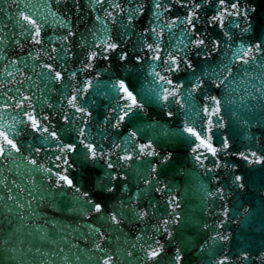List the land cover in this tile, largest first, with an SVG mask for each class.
Here are the masks:
<instances>
[{"label":"water","instance_id":"95a60500","mask_svg":"<svg viewBox=\"0 0 264 264\" xmlns=\"http://www.w3.org/2000/svg\"><path fill=\"white\" fill-rule=\"evenodd\" d=\"M114 2L116 0H105L103 4H97L96 0H60L59 3L57 0H13L9 3L0 0V38L5 41L0 45V128L8 131L20 147V152L12 153L14 160L9 157L0 165V181H3L0 184L3 198L0 199V264H102L101 258L108 254L113 256V264H157L145 256V249L157 241L163 245V264H170L177 248L183 257L182 264H220V261L264 264V164L242 158V154L250 152L264 158V99L260 98V92H264V75H261L264 68L233 60L241 43L264 39V0H241V4L256 9L250 13L253 27L248 33H241L243 24L234 27L229 23L234 17H226L223 27L212 21L213 16L220 14L215 0L199 8L196 13L199 21L191 32L190 25L186 27L181 23L170 29L164 27L172 20H186L191 15V0L188 7L175 0H161L162 7L155 11L151 9L153 0H118L119 10L111 7ZM139 3L144 4L143 12L137 14L126 29L121 21L126 23L128 11ZM106 11L113 13L115 23L106 18ZM21 12L31 15L40 24L42 43H34L33 36L21 27L24 22L18 23ZM121 12L124 14H118ZM97 16L104 20L103 24ZM149 21L161 33V61H152L146 47L153 43L155 34L149 33L141 39L142 33L148 31ZM69 31L74 35L64 41ZM126 31L130 33L127 36ZM225 31L232 40L224 35ZM196 32L201 33L199 38L204 39L207 48H197L190 43ZM106 36L119 39L132 63L120 62L116 53H112L109 60L87 59L93 45ZM213 41L219 44L218 48L211 47ZM141 45H144L143 50ZM170 52L181 59L187 54V63L191 65L180 63V71L167 73L174 83L183 85L182 92L195 89L196 82L203 84L192 94L195 107L191 108V116L195 124L188 126L197 131L208 130V120L216 118L202 112L209 103L207 98L222 101L223 127L211 128L208 135L217 149L225 139L230 147L215 156L201 149L206 155V158L201 157L203 165L194 158L193 148L199 143H193L194 138L162 136L159 128L148 127L159 124L170 132L184 127L188 104L184 108L178 104L162 107V102L153 100L145 104L138 118L126 120L119 128L112 127L111 121L104 122L106 117H115L118 103H127L119 90H112V84L119 80L131 81L137 93L150 97L148 90L155 85L149 75V64H162ZM137 56L145 57L146 62L137 64ZM46 64L61 71L64 80L50 79L53 73L44 67ZM225 65L232 71L231 83L226 81L217 88L207 75L213 69L222 72ZM244 68L248 69L247 75L241 72ZM88 81L92 82L91 87ZM80 88L85 89L82 97H78L80 104L91 113L83 117L87 121L84 127L90 139L112 154L113 161L121 155L129 133L136 129H141L137 132L140 144L152 142L155 151L162 155L172 152L173 159L159 165L157 172L152 173L162 191H155L153 184L145 183L141 174L148 171L146 161L159 162L156 156L144 155L136 160L134 155L130 161L121 159L124 166L117 171L118 178L111 181L112 192L102 188V184L110 183L107 173L113 171L106 168L104 161L90 166L87 172L79 163H74L63 173L80 187V193L57 181L55 176L49 181L44 173L31 171L34 166L28 160L36 159L45 168L61 173L62 169L55 165L62 164V160H55L60 153L54 139H46L47 133L35 132L29 124L21 122L27 121L23 112L30 111L42 124H51L49 131L54 129L63 143L77 142V129L82 120L76 117H81V113L76 112L68 100L78 95ZM23 96L32 97L31 109L19 107L18 101ZM225 100L232 102L225 104ZM168 111L173 112L172 118L166 115ZM127 148L130 153L135 152L133 144H128ZM80 150L86 151L78 144V152ZM64 155L70 161L78 159L77 154ZM236 176L242 180L236 182ZM56 184L62 186L56 187ZM83 192L88 196L75 199ZM9 195L13 199H8ZM172 195L178 207L168 203ZM87 199L101 204L104 211L90 210ZM173 209L180 217L177 224L170 220ZM143 211L149 214L137 217V212ZM112 213H118L119 224L109 219ZM166 219L169 223L164 225ZM164 227L171 232V238L168 232L158 230ZM95 229H99V233ZM218 233L225 234L227 239H213ZM97 242L101 243L103 251L96 250ZM128 252L132 255L128 256Z\"/></svg>","mask_w":264,"mask_h":264},{"label":"snow or ice","instance_id":"6c2138e0","mask_svg":"<svg viewBox=\"0 0 264 264\" xmlns=\"http://www.w3.org/2000/svg\"><path fill=\"white\" fill-rule=\"evenodd\" d=\"M9 3L13 2V0H8ZM59 3L60 0H57ZM105 0H96L97 4H103ZM209 0H200L199 3L196 2V0H191V15L188 16L186 20H172L170 24L164 25V27H168L169 29L172 26H175L177 23L185 24V26H191L189 28V31H195L196 23L199 21V16L196 14L199 10V8L205 4L208 3ZM175 3L181 4L183 7H188L190 0H175ZM215 3L219 6L218 10L220 14L218 16H213L212 21L219 24L221 27L224 25V20L226 17L231 16L234 17L232 21L229 23L233 25L234 27H240L241 24H243V28H241V33H248L251 31L253 24L252 20L249 19L250 13L255 12V8H251L248 6H245L241 4V0H231L229 3V0H215ZM111 7L113 9L119 10L121 9V5L116 0V2L111 4ZM162 7L161 0H153V3L151 5V9L155 11L156 9H159ZM144 4L139 3L135 6L134 9L128 11L127 13V22L121 21L122 24H124V27L128 29L134 22L135 17L137 14H140L143 12ZM164 10L167 11V6H164ZM118 14H124V13H118ZM54 15V14H53ZM157 16L160 15V13H156ZM106 18H111V21L113 23L116 22L115 17L113 16V13L110 11H106ZM96 19L100 21L102 24L104 23V20L101 19V17L97 16ZM255 19V17H253ZM23 21L24 23L21 24L22 28H25L30 35L33 36L34 43L40 44L42 43L41 39V26L37 22L36 19H34L31 15L25 14L21 12L18 16V23ZM149 27L148 31L142 33L141 39H143L144 36H147L149 33H154L155 35L152 37L153 43L147 44V51L150 52L152 55L150 59L152 61H161V56L159 53L162 51V49L159 47L160 43V36L161 33L157 32L156 27H153L152 21L148 22ZM30 26V28L28 27ZM64 26L67 27V22H64ZM2 31V30H0ZM105 32L107 30L105 29ZM130 33L126 31L125 35H129ZM74 35L71 31L68 32L67 35L63 37L64 41H67L69 36ZM224 35L228 37V40H232V36L229 35L228 31L224 32ZM201 36L200 32L195 33V38L190 41L191 44H195L197 48H201V46H204V48H207V45H205L204 39L199 38ZM3 38H0V45L4 44ZM241 43L239 48L237 49L236 56L233 58L234 61L239 62L242 65H250L255 66L258 68H264V39L259 40L256 43L247 44ZM189 45H184L185 48H187ZM230 46V45H227ZM211 47L213 49H216L219 47V44L215 41L211 42ZM99 48L100 51L97 52L95 49ZM144 49V45H141V50ZM116 53L118 60L120 62H126V63H132V60L129 56V53L125 51L123 48H121V43L119 42V39L112 40L110 38H106L103 40H100L95 45H93V50L90 52V55L87 57L88 60H96L97 57H100L104 60L111 59V54ZM198 55L200 53H197ZM136 63L143 65L146 62L145 57L137 56ZM180 63H184L187 67H191L190 64L187 63V54L184 55V57L181 59L178 55H173L171 52L167 54V57L162 61V64H149V68L151 71L149 72V75L152 77V83L155 85L154 88L149 89L148 91L151 93V96H147L146 93H137L135 91V85L132 84L131 81L125 82L124 80H119L116 83L112 84V90H119L120 93L123 94V99L127 101V103L124 104H117V108L114 109L116 111L115 117H106L105 123H108L111 121V126L115 128H119L121 123H124L126 120L131 121L134 117L138 118L140 116V113L144 111V106L146 103H151L153 100L156 102H162V107L165 105H179L180 108H184L185 104L189 105L188 110V119L186 121V124L182 128H178L174 132H170L166 127L159 124H150L148 127L150 128H159L160 134L162 136H172V137H183L185 139L188 138H194L193 143L195 141H198V144H195V147L193 148V152L195 153L194 158L196 160H199L201 165H203V160L201 157H205V152H202L201 149H205L207 152H210L213 156L217 154L218 151H227V149L230 147L228 141L225 139L222 143V147L220 149H217L214 147L211 143V137L208 135V131L211 130V128L216 127H223V117L221 115L223 108L221 106L222 101L219 98L216 97H208V105L205 106L202 109V112H207L211 117H215V120L209 119L208 125L209 129L204 130L203 128L200 131H197L195 127L188 126L189 124L194 125L195 121L192 119L191 116V108L195 107V105L192 104L191 97L192 94L196 91V89H199L203 86L202 82H196V88L195 89H185L183 92L181 89L183 88L182 84L174 83L172 79H170L167 75L169 72H176L180 71ZM88 67H91V64L87 65ZM45 68L48 69L49 72L53 73V75L50 77L52 80H59L63 81L64 76L61 74V71L57 70L56 68H53L51 65H44ZM159 69V70H158ZM241 72H243L245 75H247L248 69L244 68L241 69ZM161 73H164L163 75ZM232 71L231 69L225 65V68L222 72H217L215 69H213L212 73L207 75V79L211 81V83L215 84L217 88L221 87V85H224L226 81L230 84L231 81L229 80V77H231ZM264 75V74H261ZM259 78V77H257ZM20 83H23V81H20ZM88 86H92V82L88 81ZM171 86V87H169ZM253 88L256 89L257 92H260V89L256 87L255 84H253ZM247 90V89H245ZM85 89L80 88L78 89V95L72 96L68 103L75 109L76 112L81 113V117H76V119L82 120L81 127L77 129V142L65 144L61 141L60 137L56 135L55 130L49 131V128L52 127L51 124H42L41 120L37 119L35 115L32 114L30 111H24L23 115L27 117V121H21L22 123H27L30 125L33 131L39 132L41 134L47 133L46 139H54L56 141L58 151L60 155H57L55 157V160H62V164H56V168H61L62 172L57 173L54 172L52 168H45L43 164H38L36 159H30L28 160V163L32 164L34 167L31 171L33 172H42L45 174L44 178L51 181V178L53 176L56 177L57 181L63 182V185H67L69 188H73L75 192L80 193L81 189L76 184H74V181L72 178H69L68 175L63 174L66 173L69 168L73 167L74 163H79L81 167L84 168V170L90 171V166H95L96 163L99 161H104L106 164L107 169H112L113 171L110 173H107V175L110 178V183L103 185V190L107 192H112L114 189L112 187L111 181L116 180L117 177V171L123 167L120 163L121 159L124 161H130L133 160V156L135 155L136 160H139L141 156H156L159 157V162L156 161H146L148 166V171L146 173L141 172L142 175H144L145 183L147 184H153L155 191H162L159 186V180L156 177H152V173L157 172L159 165L166 164L169 160L173 159L172 152H168L166 155H162L160 152H156L153 148L152 142H148L145 144H140L137 140V132L141 129H136V131H131L129 133L128 138L125 141V147L121 150V155L117 156L116 160L113 161L111 159V153L106 151L103 148L102 144H98L94 142L92 139H90L89 131L84 127V124L87 123L86 120H83V117L90 116L91 113L87 111L86 106H82L80 104V99L78 97H82V94L84 93ZM235 91V89H233ZM140 97L138 99L137 97ZM260 98L264 99V92H260ZM32 97L30 96H23L19 101V107L21 109H31L33 105L31 104ZM27 101L29 103L25 104L24 102ZM231 100H225V104L231 103ZM166 115L169 118L173 117V112L168 111ZM44 120H47V117H43ZM66 119V117H65ZM11 127V126H6ZM83 137V139H81ZM78 144L83 145L84 150H80L78 152ZM133 144L135 147V152L130 153L128 151L127 145ZM119 147V146H116ZM13 151L20 152V147L15 143L14 139L10 137L9 132L3 130L0 128V165H4L5 162L8 160L9 157H12ZM36 151H39V149H36ZM66 153H73L77 154L78 159L75 161H70L67 155H64ZM242 158L246 161H249L251 163H258V164H264V158L261 156H258L256 152H250L249 154H242ZM14 160L15 158L12 157ZM211 171V169H209ZM50 174V175H48ZM151 177V178H149ZM236 182H239L242 180V177L236 176L234 178ZM3 181H0V184H2ZM56 187L62 186L61 184H56ZM239 187H243V184L238 183ZM167 187V186H165ZM23 191V189H21ZM32 191H35V188L32 189ZM208 195H211V193H207ZM88 193L83 192L81 193L80 197H75V199L79 200L82 197H87ZM0 199H3L0 197ZM8 199H13L11 195H9ZM19 204V202H17ZM168 203L170 205H174L175 207H178L179 204L175 199V196L172 195V198L168 200ZM86 204L90 205V210L95 211L97 213H101L104 211L101 204L96 203L95 201L91 199L86 200ZM22 207V205H20ZM11 208H8V211H11ZM135 211V209H133ZM149 213L148 211L143 212H137V217L143 218L144 216H147ZM109 219L119 224L120 220L118 219V213H112ZM171 223L177 224L180 222V217L175 214L174 209L173 213L170 215ZM169 223V220L166 219L163 221L164 225H167ZM222 226V225H221ZM206 227V225H205ZM164 232H168L169 238H171V232L168 230L167 227H164L162 229ZM37 231H41V229H37ZM97 233H99V229H95ZM101 236H103L102 233H100ZM46 238V237H45ZM139 240L140 238L137 237ZM213 239H227L226 235L223 233H218L216 237H213ZM135 247V245H133ZM95 248L98 251H103V248L101 247V243L97 242L95 244ZM62 251V249H61ZM162 251H163V245L159 243V241L156 242L155 245H149L147 249H145V256L148 259H151L153 261H156L157 264H163V258H162ZM128 256H131L132 253L128 252ZM67 259V257H65ZM79 259V257H77ZM90 259V257H89ZM183 257L180 254V249L177 248L175 255L170 258V264H182ZM102 264H113V256L111 254L106 255L105 257L101 258ZM220 264H225V261H220Z\"/></svg>","mask_w":264,"mask_h":264}]
</instances>
